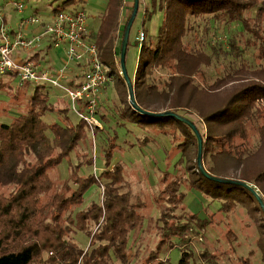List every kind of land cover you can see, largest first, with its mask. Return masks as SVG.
I'll list each match as a JSON object with an SVG mask.
<instances>
[{
    "label": "trees",
    "instance_id": "16d2710c",
    "mask_svg": "<svg viewBox=\"0 0 264 264\" xmlns=\"http://www.w3.org/2000/svg\"><path fill=\"white\" fill-rule=\"evenodd\" d=\"M53 1L61 2L54 13L78 10L83 2ZM153 7L163 12L162 25L155 42H147L145 33L144 41H137L142 48L133 83L136 102L148 114H140L127 103L123 115L140 126L156 127L171 134L178 152L187 159L191 184L212 199L222 201L225 213L238 205H255L253 211L259 207L264 215L253 191L239 184L208 178L197 161L191 165L192 147H196L198 157L196 133L176 117L161 115L168 112L185 119L189 114L200 115L204 110L199 108V103L206 91L244 82L224 105L200 115L207 127L206 135L195 126L203 139L202 161L207 173L217 179L250 184L264 202V167L254 172H248L247 168L264 151V0H153ZM125 9V0H108L100 16L96 41L109 79L115 74L111 66L115 65L117 56L116 35L118 38L123 28L121 50L132 15L122 27ZM147 14L148 11L145 17ZM231 25L241 29L227 40L229 50L219 41V47L213 44V38L222 37L219 29ZM223 55L229 63L224 62L221 76L222 72H214ZM27 59L41 62V51ZM118 76L119 84L127 86L123 76ZM35 86L27 113L11 123H0V187H14L9 196L0 194V264H129L135 261L129 252L130 234L142 226L143 217L139 213L141 204L133 203L130 194L123 193L122 186H117L123 181L121 167L113 171L107 168L98 179L81 178L73 173L72 185L66 188L68 195L53 198L51 207L61 214L71 210L72 227L89 236L87 249L65 238L66 229L59 227L61 216L49 219L45 215L46 207L39 208L42 196L54 187L49 170L55 169L75 149L84 136L85 127H90L83 119L73 126L68 117L64 124H47L45 115L56 111L49 104L47 89L50 87ZM120 94L123 100V89ZM67 111L57 112L66 115ZM217 131H221L218 137L215 136ZM57 150L60 154L55 156ZM230 172L232 176L228 175ZM105 180L110 182L104 185V201L78 213L75 221L74 210L82 204L86 189L92 183L102 185ZM182 183L181 176L165 179L162 194L168 195V201L176 196L183 203L185 196L179 191ZM73 185L78 186L76 190ZM191 218L189 223L182 222V226L172 225L163 212L161 239L145 264H166L168 260L163 261L162 255L174 247V239L181 240L188 249L192 239L184 238V233L189 230L199 235L211 223V220L197 222L192 215ZM93 225L97 226L95 231L91 228ZM257 247L264 264L262 240ZM45 251L50 253L47 260H43ZM202 257L210 259L212 255L206 251ZM192 258V252H183L178 264H192Z\"/></svg>",
    "mask_w": 264,
    "mask_h": 264
},
{
    "label": "rangeland",
    "instance_id": "374dc122",
    "mask_svg": "<svg viewBox=\"0 0 264 264\" xmlns=\"http://www.w3.org/2000/svg\"><path fill=\"white\" fill-rule=\"evenodd\" d=\"M82 1L79 5L80 9L84 10L89 29L96 38L100 30V16L106 10L108 0ZM15 3L24 5L23 14L15 10ZM59 4H61L60 1L53 0H0L2 15L0 26L3 24L7 31L22 32L29 40H35L41 36L44 27L52 23L54 10ZM125 6L121 21L122 27L132 14L134 0H125ZM146 11L148 14L145 17ZM31 17L38 19L40 24L20 29V21ZM162 21L163 12L158 8L154 9L153 0H140L137 15L130 29L125 57V68L132 83L135 80L142 48V45L137 42L139 33L143 31L146 34L147 42H155ZM239 29L241 28L234 25L220 28L219 32L222 37L213 38V44L219 47L221 43L226 50H229L227 47H229L228 41L230 40L228 39ZM122 30L123 28L120 30V36L117 38L116 35L115 38V45L118 47L117 56L115 65L111 66L115 74L100 94L101 104L96 113L97 125L89 126L91 129L85 127L84 136L78 141L75 149L64 157L55 169L49 170L48 175L54 187L42 196L39 208L46 207L45 215L49 219L61 216L59 227L66 229L65 238L76 241L81 249H87L90 243L89 236L86 232H77L75 226L72 227L69 218L71 210L61 214L56 208L51 207L53 198L56 195H68L66 188L71 184L73 173L81 178L95 177L98 179L107 168L113 171L115 167H121L123 181L117 186H122L123 193L130 194L133 203L141 204L139 213L143 217L142 226L137 227L130 234L129 252L136 260L133 262L131 260L129 264H145L151 251L156 249L161 239V228L163 230L164 226L163 212L167 213L172 225L182 226V222L189 223L192 220L191 215L196 218L197 222L206 223L211 220V223L205 226V232L201 231L199 235L189 230L184 233V238L192 239L190 248L187 249L186 244L178 238L174 239V247L166 250L167 252L165 251L162 255L163 261L168 260L169 262L166 264H178L183 252L193 253L192 264H263L262 252L257 247L260 240L264 243V215L260 208L257 207L253 211L256 208L255 205H238L230 213H225L222 210V201L212 199L191 184L187 159L178 152L171 134L156 127L140 126L123 115L125 105L130 103V94L126 85L119 84L121 78L118 75L122 73L121 50H119ZM250 43L249 39L248 44ZM39 51H41V64L44 69L52 67L58 70L62 66L64 55L51 46L49 37L43 38L32 50L22 52V57H29ZM228 61L226 55L221 56L214 73L219 72L220 74L225 63H229ZM0 84V123L8 124L18 116L27 113L28 103L36 86L22 85L19 79L12 75H0ZM243 85L244 82L230 83L223 85L224 87L218 91L214 90L209 93L206 91L199 103V108L204 110L200 115H207L224 105L236 89ZM121 89L124 91L123 100L120 94ZM47 93L49 104L56 110L45 115L44 121L47 124H64L66 117H68L69 124L73 126L79 124L81 118L72 110L71 103L63 91L48 88ZM63 110H68L66 115L57 112ZM200 115L193 113L186 117L198 127L200 133L206 135L207 127ZM220 135L221 131H217L215 136ZM48 137L52 140V133L49 132ZM243 150L241 148L239 151ZM191 151L190 164L192 165L197 161L196 147H192ZM59 154L60 151L57 150L55 156ZM202 165L205 170L203 161ZM263 167L264 151L260 157L250 162L247 168L248 172H254ZM231 174L232 172L228 173L232 176ZM178 176L184 180L179 189L180 194L185 196L183 203H180L176 196H171L168 201V195L162 194L165 179ZM109 182L108 180L102 181V185L92 183L86 189L82 204L74 210L75 221L78 213L86 211L92 205H101L105 199L104 187ZM72 187L76 190L78 186L73 185ZM13 190L12 185L3 186L0 187V194L9 196ZM91 228L95 231L97 226L93 225ZM206 251L212 255L210 259L202 257ZM49 257L50 253L45 251L43 260Z\"/></svg>",
    "mask_w": 264,
    "mask_h": 264
},
{
    "label": "built area",
    "instance_id": "2783aa9c",
    "mask_svg": "<svg viewBox=\"0 0 264 264\" xmlns=\"http://www.w3.org/2000/svg\"><path fill=\"white\" fill-rule=\"evenodd\" d=\"M15 10L24 12V5L15 3ZM0 20L2 15L0 11ZM34 17L22 19L20 29L39 25ZM64 55L58 70L44 69L41 62L23 58L21 53L32 50L43 38ZM145 39L143 31L137 41ZM81 71L80 73L78 71ZM0 75H12L20 83L39 85L63 91L71 108L89 126H96V113L101 104L100 94L109 83L108 69L100 58L95 36L89 29L84 10H60L44 27L41 36L29 40L22 32L7 31L0 26Z\"/></svg>",
    "mask_w": 264,
    "mask_h": 264
},
{
    "label": "water",
    "instance_id": "95a60500",
    "mask_svg": "<svg viewBox=\"0 0 264 264\" xmlns=\"http://www.w3.org/2000/svg\"><path fill=\"white\" fill-rule=\"evenodd\" d=\"M139 2L140 0H134V8H133V12H132V15H131V18L128 22V25H127V28H126V31H125V36H124V39H123V42H122V47H121V53H120V64H121V70H122V73L121 75L123 76L126 84H127V87H128V90H129V98H130V104L135 108L136 111H138L140 114H148L147 112H144V110H142L137 102H136V99H135V94H134V87H133V83L130 81L128 75H127V71H126V68H125V57H126V52H127V46H128V38H129V33H130V29H131V26L135 20V17L137 15V12H138V9H139ZM163 116H174L176 117L178 120L186 123L187 125H189L193 131L196 133L197 135V138H198V147H199V150H198V157H197V163H198V166L199 168L201 169L202 173L207 176L208 178L210 179H213L215 181H218V182H223V183H231V184H239V185H242L243 187L251 190L254 192L258 202L260 203L263 211H264V202H263V199L261 198V196L253 189V187L248 184V183H243V182H238V181H233V180H223V179H217V178H214V177H211L203 168V165H202V156H203V139L202 137L200 136L196 126L194 125L193 122L189 121L188 119H185L179 115H176L174 113H164V114H161Z\"/></svg>",
    "mask_w": 264,
    "mask_h": 264
},
{
    "label": "crops",
    "instance_id": "0c3cea01",
    "mask_svg": "<svg viewBox=\"0 0 264 264\" xmlns=\"http://www.w3.org/2000/svg\"><path fill=\"white\" fill-rule=\"evenodd\" d=\"M37 53V52H36ZM34 54V53H33ZM32 55V54H31ZM27 58V57H26Z\"/></svg>",
    "mask_w": 264,
    "mask_h": 264
}]
</instances>
